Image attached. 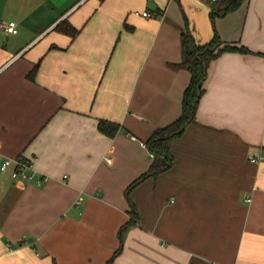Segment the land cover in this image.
I'll return each instance as SVG.
<instances>
[{
	"label": "crops",
	"instance_id": "1",
	"mask_svg": "<svg viewBox=\"0 0 264 264\" xmlns=\"http://www.w3.org/2000/svg\"><path fill=\"white\" fill-rule=\"evenodd\" d=\"M185 23L199 43L215 29L250 51L208 62L172 165L129 199L144 140L181 110ZM262 152L264 0H0V163L32 165L23 187L0 169V264H264V159L248 158Z\"/></svg>",
	"mask_w": 264,
	"mask_h": 264
},
{
	"label": "trees",
	"instance_id": "2",
	"mask_svg": "<svg viewBox=\"0 0 264 264\" xmlns=\"http://www.w3.org/2000/svg\"><path fill=\"white\" fill-rule=\"evenodd\" d=\"M242 0H219L224 5V11H228L236 7ZM217 2V4H219ZM159 7L154 8L155 13H159ZM213 11L210 12L211 20L213 19ZM219 12V10L217 11ZM55 29L66 33L70 38H74L79 28L73 26L66 19H62L55 24ZM125 27L131 29V26ZM180 48L181 59L176 62L177 66L185 67L189 71V80L185 85L181 96V110L179 115L172 121L155 127L150 135L144 140L147 148L152 154V160L148 168L133 179L125 189L126 196L130 199V190L140 180L147 177H155L162 171L168 169L172 165L173 154L171 153V143L173 139L181 135L186 126L194 121L197 104L201 94L204 91L203 82L207 73L208 62L224 51H250L243 44L231 43L221 39L214 29L212 36L205 42L199 43L195 40L192 32L189 30L187 23L180 32ZM39 60L34 62L32 68L28 71L27 76L33 78L38 68ZM97 127L100 131L107 135H113L119 128V123L104 118H99ZM130 204L133 206L131 200ZM133 208V207H132ZM131 218H135V212L132 209ZM131 221L125 223L129 224ZM123 225V226H125ZM118 250V249H117ZM111 259H109V263Z\"/></svg>",
	"mask_w": 264,
	"mask_h": 264
},
{
	"label": "built area",
	"instance_id": "3",
	"mask_svg": "<svg viewBox=\"0 0 264 264\" xmlns=\"http://www.w3.org/2000/svg\"><path fill=\"white\" fill-rule=\"evenodd\" d=\"M208 1L211 3H215V2H218L219 0H208ZM141 14L142 15H151V12L148 10H142ZM2 26L7 32H16L17 31V26H16L15 20H8ZM248 158L251 161L264 159V152H262V154H260L258 156L250 155ZM107 159H109V157H107ZM31 166H32L31 162L27 161L26 159H24L22 157H15V158L5 157L0 163V169L1 170H4V169L10 167L11 177L20 182L19 183L20 187H23V185H24L22 180H24L26 178H30L32 176V173L29 171ZM44 179H46V176H42L41 178L38 179V181L39 180L41 181Z\"/></svg>",
	"mask_w": 264,
	"mask_h": 264
},
{
	"label": "rangeland",
	"instance_id": "4",
	"mask_svg": "<svg viewBox=\"0 0 264 264\" xmlns=\"http://www.w3.org/2000/svg\"><path fill=\"white\" fill-rule=\"evenodd\" d=\"M150 2H151V1H150ZM152 6H154V5H153V3L151 2V3H150V7H152ZM179 9H180V8H179ZM182 9H183L184 12L181 11V9H180V10H179L180 15H181V16H182V15H186V17H187V13H186L185 8L182 7ZM188 11H190V8H188Z\"/></svg>",
	"mask_w": 264,
	"mask_h": 264
}]
</instances>
